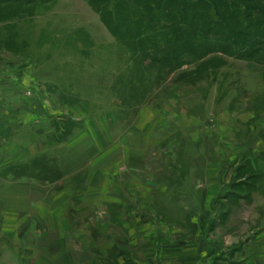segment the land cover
Listing matches in <instances>:
<instances>
[{
  "label": "rangeland",
  "instance_id": "374dc122",
  "mask_svg": "<svg viewBox=\"0 0 264 264\" xmlns=\"http://www.w3.org/2000/svg\"><path fill=\"white\" fill-rule=\"evenodd\" d=\"M100 3L0 2V264H129L171 249L163 263H249L264 191L237 198L254 173L244 154L239 171L220 163V146L237 152L256 136L264 146V61L206 54L152 67L137 38L107 27ZM202 160L231 189L218 214L200 203L204 188L218 197ZM190 247L214 249L185 260Z\"/></svg>",
  "mask_w": 264,
  "mask_h": 264
},
{
  "label": "trees",
  "instance_id": "16d2710c",
  "mask_svg": "<svg viewBox=\"0 0 264 264\" xmlns=\"http://www.w3.org/2000/svg\"><path fill=\"white\" fill-rule=\"evenodd\" d=\"M127 1L116 0L110 9L112 1L102 0L99 11L118 38L138 39L152 67L180 69L206 54L264 61V0ZM136 23L138 34L130 32Z\"/></svg>",
  "mask_w": 264,
  "mask_h": 264
},
{
  "label": "crops",
  "instance_id": "0c3cea01",
  "mask_svg": "<svg viewBox=\"0 0 264 264\" xmlns=\"http://www.w3.org/2000/svg\"><path fill=\"white\" fill-rule=\"evenodd\" d=\"M257 138V139H256ZM259 137L256 136L254 139H252V142L249 141L248 139L245 138V142H243V147L244 149H239L237 150V152H235V146L231 145L229 146L227 143L225 144H222L220 147L223 148V150H220L221 153L223 154V160L222 161H219L220 163H223L225 164L226 166H228L227 164H229L233 170L236 171H239L241 170V168H243L242 165H239L238 164V161L242 154L246 155L245 157L248 159V163H247V166L251 169V171L254 173V176L250 177V182H249V194H246V193H239L237 195V198H239L241 201L243 202H248L250 201V204L251 203H254L255 201V197L257 195V192L260 193V190H263L264 191V146H262V148H257V144L259 143L260 144V141L258 139ZM206 142L208 143L209 146L213 145L212 142H211V136H207L206 137ZM233 140H235L236 138H231ZM250 142V143H249ZM230 144V143H229ZM255 144V145H254ZM254 146H256L254 148ZM232 149L233 150V155L230 157L229 155H226V151ZM246 153V154H245ZM234 163V164H232ZM212 164V163H211ZM200 170H201V173L203 174V176L206 175V178H212V177H215L217 179V185L216 186H212V195L216 194L218 197H215V198H212L211 200H209L208 197H210L211 193L209 190H207L206 188H204L203 190H201V197L202 199L200 200V203L203 205V209L205 207L206 209V204L209 203V206H210V210H213L214 212H217L218 214V211L220 210L219 209V206L217 205L218 204V200L221 199V198H226V196L228 194H230L231 192V189L229 188V184L228 182H223L221 181V170L219 168H213V167H210V162L209 160H202L201 162V166H200ZM239 175V174H237ZM236 175V176H237ZM239 178V176H238ZM239 182L238 184H244L246 183V179H241L239 178ZM220 180V181H219ZM190 187V188H189ZM188 187V191H190V195L191 196H195L196 194H198V192H200L199 190H195V188L193 186H189ZM216 189H219L216 191ZM216 192V193H214ZM255 194V195H254ZM261 194V193H260ZM121 207H123V209H129L130 204L127 205V203H122ZM206 213V212H205ZM150 221V220H149ZM200 225V224H199ZM210 225V222L207 221V222H203V224L201 225L202 229H204L205 227L208 228V226ZM262 227H264V221L262 222ZM258 228V226H257ZM264 231V228L260 230L259 229H256L254 231L255 233V237H253V241H255V247L251 248L252 251L249 252V257H248V260H250L249 263H245V264H259L257 262H260L262 264H264V234L261 235L260 233ZM206 232V231H205ZM261 235V236H259ZM146 238V236H142V238ZM147 239V238H146ZM206 243H209V239L210 237L207 235V236H204L202 238ZM219 239V238H218ZM259 239V240H258ZM122 240V239H121ZM150 240V239H149ZM123 242L125 241L124 239L122 240ZM156 241V239L154 240ZM220 240H218L219 242ZM210 248L209 247L207 251H204V255L201 254V252L199 253V251H195L193 248L190 247V251H186L184 255H182V258L183 259H196L198 258L199 259H207L211 256V254L213 253V249L210 251ZM236 251H233V254L234 256L236 255ZM166 253H168L169 255H166L165 253L162 255V253L160 252H156V251H153L151 253L150 256H147V255H142V256H138V257H135V256H131V260H137L140 259V260H143V261H134V262H131L129 264H172L170 261L168 262H162L163 260H169L168 258L171 257V259H174L177 257V255L175 254L176 251H172L171 250H166ZM222 254V253H221ZM220 254V255H221ZM147 256V257H146ZM224 256V255H223ZM238 258L239 259H242L243 257L241 256V252H238L237 254ZM120 257H124V253L123 252H120ZM159 261L157 263H150L148 261V259H151V258H154ZM118 258V257H117ZM146 258H148L146 260ZM258 259V261L254 262V260ZM200 264H208V263H205V262H201Z\"/></svg>",
  "mask_w": 264,
  "mask_h": 264
}]
</instances>
